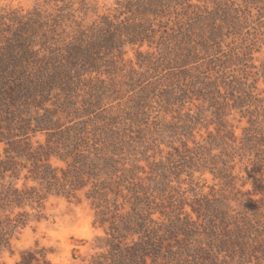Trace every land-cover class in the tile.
Instances as JSON below:
<instances>
[{"label":"trees","instance_id":"obj_1","mask_svg":"<svg viewBox=\"0 0 264 264\" xmlns=\"http://www.w3.org/2000/svg\"><path fill=\"white\" fill-rule=\"evenodd\" d=\"M187 1L121 0L112 18L103 16L91 24L78 21L71 9L73 2L67 0H45V5L64 4L53 13L41 8L25 14L0 11V143L4 146L0 156V251L9 249L17 229L28 223L27 207L40 213L48 195L76 198L84 189L95 210L94 223L105 227L104 237L97 238L103 250L89 264H212L215 253L257 230L256 218L262 209L256 213L250 199L241 203L243 210L234 216L229 215L228 206L220 210L226 197L196 200L197 212L209 213L203 212L208 224L197 225L172 210L166 212L162 203L147 194L149 188L133 182L132 171L119 167L122 163L110 149L113 143L105 136L107 124L91 125L105 112V100L122 98L118 94L122 86L129 89L126 93L137 95L149 85L147 73L130 70L119 76L124 68L118 64L126 45L155 44L159 55L155 66L176 61L184 48L187 57L199 44L196 25L226 12L221 1L211 11ZM172 15L174 21L168 22L174 23L168 27L161 19ZM137 57L143 64L151 56L137 51ZM232 91L240 93L239 100L247 96ZM250 116L252 128L246 129L241 147L233 150L234 155L238 150L257 151L251 165L262 176L264 130L257 124L260 117L264 119V108L251 111ZM38 134L46 137L44 144L32 142ZM231 137L226 139L234 143ZM51 157L63 161L65 167H53ZM211 164L218 177L235 179L232 166ZM255 191L261 196L258 208L264 209V178ZM119 196L124 204L118 203ZM125 203L131 204L129 211ZM154 210H161L166 222L154 220ZM201 230L206 243L197 239ZM260 246L264 249V239ZM16 264L50 263L41 251H26Z\"/></svg>","mask_w":264,"mask_h":264},{"label":"rangeland","instance_id":"obj_2","mask_svg":"<svg viewBox=\"0 0 264 264\" xmlns=\"http://www.w3.org/2000/svg\"><path fill=\"white\" fill-rule=\"evenodd\" d=\"M44 1L0 0V11L25 14L41 8L53 13L64 5H45ZM67 1L73 2L71 9L76 11L78 21L91 24L103 16L112 18L116 2L121 0ZM217 1L223 3L226 12H217L212 19L195 26L194 33L202 37L196 39L199 44L187 57L188 50L184 48L176 61L155 66L159 56L155 44L149 47L144 43L141 48L126 45L118 64L124 68L119 76L130 70L147 73L149 85L137 95L126 93L129 89L122 86L118 93L122 98L105 100V112L91 125L107 124L103 131L108 142L113 143L110 149L115 159L122 163L119 167L132 171L133 182L149 188L147 194L157 204L162 203L166 212L172 210L197 225L208 224L203 212L209 213L197 212L196 200L226 197L220 210L225 211L228 206L229 215L234 216L242 209L241 203L250 199L256 205V213L262 209V215L256 218L257 230L215 253L212 264H264V249L260 246L264 239V209L258 208L261 196L255 191L264 174L261 176L251 165L257 151L238 150L234 155L233 150L241 147L246 129L252 128L250 112L264 108V0L187 3L211 11ZM169 19L174 21V15L161 21L171 27L174 22ZM137 51L150 55V61L142 64ZM232 89L247 96L239 100L240 93ZM258 122L264 130V119L260 117ZM230 136L234 143L226 139ZM45 140L43 134H38L32 142L44 144ZM3 147L0 143V156ZM261 149L264 151V146ZM213 161L217 168L223 164L232 166L235 179L230 182L218 177L211 168ZM50 163L56 168L65 167L57 157H51ZM85 192L86 189L78 192L76 198L48 195L40 213L27 207L29 221L17 229L10 248L0 251V264H16L26 251H41L50 264H89L91 257L103 250L97 238L104 237L105 227L94 223L95 210ZM118 203L124 204L121 196ZM124 206L129 211L131 204ZM161 210H154L151 217L166 222ZM197 239L207 242L202 230Z\"/></svg>","mask_w":264,"mask_h":264}]
</instances>
